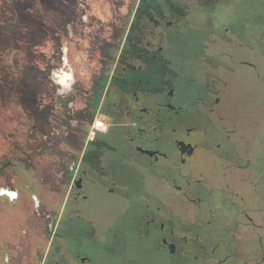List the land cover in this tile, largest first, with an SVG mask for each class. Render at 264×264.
Segmentation results:
<instances>
[{
    "label": "flooded vegetation",
    "instance_id": "flooded-vegetation-1",
    "mask_svg": "<svg viewBox=\"0 0 264 264\" xmlns=\"http://www.w3.org/2000/svg\"><path fill=\"white\" fill-rule=\"evenodd\" d=\"M64 2L66 22L28 47L39 57L30 128L0 137V264H98L89 247L143 264L153 241L173 256L172 204H200L191 176L208 157L203 126L230 92L200 95L188 81V25L213 27L215 11L204 0ZM99 195L125 203L126 218L99 221Z\"/></svg>",
    "mask_w": 264,
    "mask_h": 264
},
{
    "label": "rangeland",
    "instance_id": "rangeland-1",
    "mask_svg": "<svg viewBox=\"0 0 264 264\" xmlns=\"http://www.w3.org/2000/svg\"><path fill=\"white\" fill-rule=\"evenodd\" d=\"M201 4L202 9L215 11V24L208 29L188 25L186 49L192 64L188 81L195 83L200 95L210 86L215 91L216 84H228L230 92L225 106L203 126L208 157L191 176L196 183L191 196L200 204H172V219L179 225L176 253L171 256L159 250L158 241H153L139 259L143 264H264V0H204ZM68 8L64 0H0L2 143L30 128L22 121L30 122L35 108L39 57L32 58L28 47L46 45L53 20L65 21ZM29 12L34 13L27 16ZM215 40L217 48L209 45ZM196 91L191 95H197ZM95 203L93 213L99 221L112 219L120 211L126 218L129 212L125 203L103 195ZM95 251L89 247L88 255L97 256L98 264H121L120 257L107 259L104 252Z\"/></svg>",
    "mask_w": 264,
    "mask_h": 264
},
{
    "label": "trees",
    "instance_id": "trees-1",
    "mask_svg": "<svg viewBox=\"0 0 264 264\" xmlns=\"http://www.w3.org/2000/svg\"><path fill=\"white\" fill-rule=\"evenodd\" d=\"M250 52H253V54H257L258 52H254L253 50H250ZM259 54V53H258ZM263 58H264V56H263ZM246 180V179H245ZM247 183V182H246ZM243 184H244V182H243Z\"/></svg>",
    "mask_w": 264,
    "mask_h": 264
},
{
    "label": "crops",
    "instance_id": "crops-1",
    "mask_svg": "<svg viewBox=\"0 0 264 264\" xmlns=\"http://www.w3.org/2000/svg\"><path fill=\"white\" fill-rule=\"evenodd\" d=\"M33 91H35V90H33ZM24 98H26V96H23Z\"/></svg>",
    "mask_w": 264,
    "mask_h": 264
}]
</instances>
